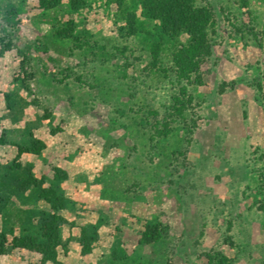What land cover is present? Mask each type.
<instances>
[{"label": "rangeland", "instance_id": "obj_1", "mask_svg": "<svg viewBox=\"0 0 264 264\" xmlns=\"http://www.w3.org/2000/svg\"><path fill=\"white\" fill-rule=\"evenodd\" d=\"M116 3L0 0V264H264V0H207L201 86Z\"/></svg>", "mask_w": 264, "mask_h": 264}, {"label": "trees", "instance_id": "obj_2", "mask_svg": "<svg viewBox=\"0 0 264 264\" xmlns=\"http://www.w3.org/2000/svg\"><path fill=\"white\" fill-rule=\"evenodd\" d=\"M119 7L123 0H114ZM142 0V9L153 20L159 23L161 31L170 37H177L182 34L187 37L188 42L180 47L172 56V62L176 74L184 81L193 77L196 86H201L200 68L212 56V48L207 35L213 28V13L207 0ZM152 53V59H157V53ZM178 104V103H177ZM183 106V105H182ZM39 147L29 150H21V154L37 155ZM41 198L47 203H51L55 195L52 191H42ZM58 217H51L41 228V236L45 241V246L35 244L34 241H26V247L33 253L47 259V248L60 246L58 236ZM84 253L87 254L88 240L84 233L80 237Z\"/></svg>", "mask_w": 264, "mask_h": 264}]
</instances>
